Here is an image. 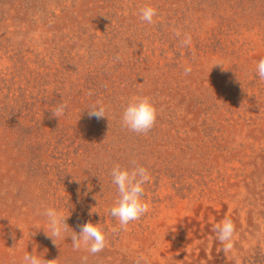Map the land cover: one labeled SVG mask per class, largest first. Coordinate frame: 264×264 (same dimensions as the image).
Wrapping results in <instances>:
<instances>
[{
  "label": "rangeland",
  "instance_id": "rangeland-1",
  "mask_svg": "<svg viewBox=\"0 0 264 264\" xmlns=\"http://www.w3.org/2000/svg\"><path fill=\"white\" fill-rule=\"evenodd\" d=\"M144 4L157 10L151 24L136 15ZM261 56L264 0H0V264H21L33 246L52 264L133 262L150 241L149 211L119 229L108 212L115 164L148 169L143 198L153 205L206 191L230 168L264 169ZM134 94L157 109L146 133L121 124ZM97 100L107 117L88 116ZM45 206L69 215L56 244L31 229ZM88 221L106 234L95 254L69 237ZM261 254L250 264H264Z\"/></svg>",
  "mask_w": 264,
  "mask_h": 264
},
{
  "label": "bare ground",
  "instance_id": "bare-ground-1",
  "mask_svg": "<svg viewBox=\"0 0 264 264\" xmlns=\"http://www.w3.org/2000/svg\"><path fill=\"white\" fill-rule=\"evenodd\" d=\"M246 171L238 177L230 168L225 181L215 176L206 191L172 194L173 201L164 195L153 205L149 199L150 241L139 255H146L149 264H250L254 256H264V169ZM225 218L235 226L228 252L219 250L214 232Z\"/></svg>",
  "mask_w": 264,
  "mask_h": 264
},
{
  "label": "clouds",
  "instance_id": "clouds-1",
  "mask_svg": "<svg viewBox=\"0 0 264 264\" xmlns=\"http://www.w3.org/2000/svg\"><path fill=\"white\" fill-rule=\"evenodd\" d=\"M157 10L151 4H144L138 7L136 15L141 22L153 23ZM179 35V33H177ZM183 46L191 45V35L185 34L181 40ZM119 58V57H117ZM184 73L192 71L191 65L184 66ZM255 71L260 80L264 81V56H261L255 63ZM66 108L65 103L54 106L51 111L52 116L59 118L63 115ZM107 106L100 100L91 103L88 108V116L97 119L107 117ZM121 124L123 127L135 133H146L154 125L157 119V109L148 95H131L123 107L121 113ZM111 183L115 185L118 196L108 209L110 216L116 218L119 229L126 230L131 221L139 219L148 211V203L144 200V185L151 180L147 168L141 165H135L131 170L122 168L115 164L109 172ZM69 212V209H68ZM93 213L92 208L90 214ZM44 217L43 225L35 223L31 229L35 230L33 235L43 230L44 234L51 238L54 244L57 239L65 238V233L69 228L67 218L62 208L56 206H45L39 212ZM9 224L15 226L10 220ZM18 227V226H15ZM19 228V227H18ZM111 231H117L113 227ZM217 247L223 252H228L233 248V239L235 236V226L231 219L225 218L214 226ZM71 245L74 250L86 249L88 253L95 254L103 250L106 246V234L98 223L90 221L80 226L79 232L72 230ZM11 248V247H10ZM53 260H46L44 256L37 253L33 246L31 253L25 251L21 257V264H52ZM88 257H81V264H87ZM134 264H149L148 257L140 254L134 261Z\"/></svg>",
  "mask_w": 264,
  "mask_h": 264
}]
</instances>
